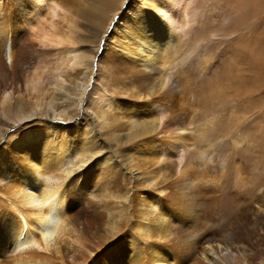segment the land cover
I'll use <instances>...</instances> for the list:
<instances>
[{"label":"bare ground","instance_id":"1","mask_svg":"<svg viewBox=\"0 0 264 264\" xmlns=\"http://www.w3.org/2000/svg\"><path fill=\"white\" fill-rule=\"evenodd\" d=\"M79 1L0 0V116L17 126L12 131L0 118V264L259 258L264 179L253 173L250 181L248 172L264 145L251 154L247 119L227 118L226 133L197 124L218 87L234 79L231 64L211 74L216 53L243 43L233 54L247 85V75L263 70L262 40L250 46L252 30H213L212 37L205 26L196 41L197 0H132L124 12L126 0H106L98 19L104 30L87 40L99 43L110 21L114 29L96 60L81 44L79 20L87 15ZM119 71L127 81L114 78ZM102 77L104 94L90 119L84 99ZM102 139L115 142L117 159L104 155ZM228 192L233 201L223 218Z\"/></svg>","mask_w":264,"mask_h":264},{"label":"rangeland","instance_id":"2","mask_svg":"<svg viewBox=\"0 0 264 264\" xmlns=\"http://www.w3.org/2000/svg\"><path fill=\"white\" fill-rule=\"evenodd\" d=\"M101 1L106 2V0H80L79 2H77V4H75L77 8L78 7L80 8L79 10H81L82 12H85L87 15V17H81V20H79L80 25L83 28V30L80 32V35L85 39L81 44L83 46L84 45L86 46L87 51L89 53H92L93 50L95 51L96 60L98 59V57L101 56L103 52L104 43L107 37H109V35L114 29V21L112 22L110 21L108 26L106 27V30L101 34L99 43H94V42L87 40L88 38H91V39L95 38L96 36L94 35H96L97 32L101 33L104 30L103 25H99L98 23L99 15L106 16V13H107L105 10V7H103V9H100L99 6L102 5ZM131 1L132 0H126L125 3L127 5L125 4V6L121 9V11L123 12L126 11L128 9L127 6L129 5ZM196 5L201 15L199 16L198 22L194 24L193 31L190 34V36L194 38L196 41L198 42L201 41L200 39L201 34H199V31L206 32L205 26H207L208 28V31L206 33L214 30L215 33L216 32L220 34L222 33L223 35L230 33V32H235V33L237 32L234 35L239 36V34L243 35V33H246V31L252 30L251 34L248 37L250 41L252 40L250 42V46L254 45L252 43L254 41V38L258 37L262 40L261 43L263 44V56H262L261 62L263 63V70L261 72L262 75L260 74L261 79L259 78V81L256 82V80H258V77L260 75L258 76L256 72L252 71L253 73L247 75V80L249 81L247 82V85H244L245 83L241 81L242 80L241 75L244 72V65H240V68H239V65L236 64V63H239L238 61H239L240 56H235L233 54L234 52L236 53L238 51V49H236V46L240 47L243 43L242 42H238L236 44L233 43L231 47V51H229V47L228 49L225 50L224 49L225 46H223V48H221L220 50L217 48L219 51H218V54L216 53V56H217V59L215 60L216 64H215V67L211 69V74L213 75V70L216 68H219L220 71L228 70L229 65L231 64L230 74L233 76L234 79L233 81L232 80L229 81L228 84H223L218 87V90L214 92L216 95V99L211 98L214 100H212L211 102H207L210 111L208 109L201 110V114H202L201 117L202 116L205 117L206 122L203 121L204 118H201L202 120L199 119L198 121L199 124H197V127L204 128V127H207L206 126L208 125L207 123H210L211 128L214 127L215 130H217L218 128L221 130L223 129L225 130L223 131V133L224 132L226 133V131H228L229 129L228 123L230 122L229 121L230 119L232 120L247 119V121L245 122L246 124L244 123V126L246 129L244 128L243 130L245 131V135L251 141V154L254 156V154L256 155V152H257V151L256 152L254 151L256 146L258 144H259L258 146L260 147L264 145V0H197ZM121 11L118 17H120V15L122 14ZM210 33H211V36L214 37V34L212 32ZM210 33H209V36H210ZM238 36H234V37H238ZM193 43H191L187 49L190 50ZM217 49H215V51ZM223 49L224 51H222ZM240 54L241 52L239 51L237 55H240ZM96 60H95V63H96ZM242 61H243V58H242ZM96 68H97V63L95 66V76L97 74ZM219 75H222V74L219 73ZM95 78H97V76ZM103 78L105 77L100 78V80H97L95 83L93 82L97 86V89H95V91L93 89L94 86H92V84L90 85L87 91L88 94L86 95V98L84 99L83 110H85V114L87 113L86 115L90 119H92V115H93L92 112H93V109L95 108V105L102 99L101 97H103V94H104L102 88H104L103 81L105 80ZM114 78L127 81V75L124 72L122 73L121 71L116 72L114 74ZM207 94H209V96H212L213 95L212 90H208ZM82 115L83 114L80 113L79 119H83ZM0 118L4 122L12 126L11 127L12 131H15L17 129V126L14 125L13 122H11L10 120L6 119L3 116L2 117L0 116ZM221 124L222 126H220ZM202 125H204V127ZM104 140L105 139H102V141L104 142V145H102V148H101L102 151L104 152V155L106 156L111 155L113 158L117 159L118 153L115 151L116 150L115 142L109 139H106L105 141ZM234 152H235V149H234V145L232 144V146L228 147L225 150V155L230 158L232 156V153ZM256 157L258 159L257 158L256 160L254 159L253 163L255 162V165L257 164L260 168L259 167L254 168L255 165H252L251 166L253 167L252 169L254 170L256 169V171L252 172L251 171L252 169L250 167L251 170L248 172V179L250 178L251 179L250 181L254 179V176L256 174L259 177H263L264 179V167H263L264 166V154L263 152H260V150H258ZM239 158L241 159L240 156L236 155V159L234 158L235 162L236 161L239 162L240 161ZM259 158H260V161H259ZM245 168H247V166H245ZM259 171L261 172V174ZM232 181L233 183L231 185L232 186L234 185V187H232L234 192H240L242 189H240V187L237 184L238 178L233 177L231 179V182ZM244 189L245 188H243V190ZM226 194L228 197H226L225 199L224 204L225 203L226 204L223 205V208L227 211V213H225L223 218H226L228 216L231 206H232V201H233V194L230 192ZM239 197H240L239 198L240 201H244L243 200L244 198H246L245 201H247V197H245L244 195H239ZM250 262H251L250 264H264V254L260 255L259 258L257 257L255 259H252Z\"/></svg>","mask_w":264,"mask_h":264}]
</instances>
